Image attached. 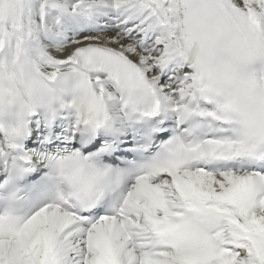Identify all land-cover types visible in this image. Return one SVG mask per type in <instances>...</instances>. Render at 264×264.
Here are the masks:
<instances>
[{
    "label": "snow or ice",
    "instance_id": "snow-or-ice-1",
    "mask_svg": "<svg viewBox=\"0 0 264 264\" xmlns=\"http://www.w3.org/2000/svg\"><path fill=\"white\" fill-rule=\"evenodd\" d=\"M33 155L61 192L0 264H264V0H0V160Z\"/></svg>",
    "mask_w": 264,
    "mask_h": 264
},
{
    "label": "clouds",
    "instance_id": "clouds-1",
    "mask_svg": "<svg viewBox=\"0 0 264 264\" xmlns=\"http://www.w3.org/2000/svg\"><path fill=\"white\" fill-rule=\"evenodd\" d=\"M54 174H55V170H53ZM65 194L66 195H72L74 194V189L70 186V185H66L65 186ZM9 215L13 216L10 212H9ZM5 231H7L8 227H9V222H5L4 225H3Z\"/></svg>",
    "mask_w": 264,
    "mask_h": 264
}]
</instances>
